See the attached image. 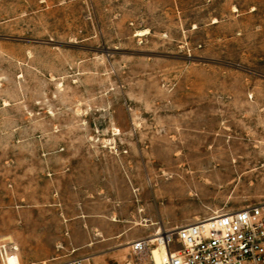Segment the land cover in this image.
<instances>
[{"label": "rangeland", "instance_id": "1", "mask_svg": "<svg viewBox=\"0 0 264 264\" xmlns=\"http://www.w3.org/2000/svg\"><path fill=\"white\" fill-rule=\"evenodd\" d=\"M259 202L264 0H0V264Z\"/></svg>", "mask_w": 264, "mask_h": 264}, {"label": "built area", "instance_id": "2", "mask_svg": "<svg viewBox=\"0 0 264 264\" xmlns=\"http://www.w3.org/2000/svg\"><path fill=\"white\" fill-rule=\"evenodd\" d=\"M163 229L156 238L131 242L126 264H264V202ZM56 264H91V260Z\"/></svg>", "mask_w": 264, "mask_h": 264}, {"label": "crops", "instance_id": "3", "mask_svg": "<svg viewBox=\"0 0 264 264\" xmlns=\"http://www.w3.org/2000/svg\"><path fill=\"white\" fill-rule=\"evenodd\" d=\"M255 204V203H254ZM251 205V204H250ZM248 206V205H247ZM244 207H246V206H244ZM244 207H241V208H244ZM241 208H239V209H241ZM236 210H238V209H236ZM234 211V210H233ZM228 212H230V211H228ZM217 213V212H216ZM219 213V212H218ZM222 213H224V212H222ZM162 216L164 217V218H167V217H170V218H172V217H174V219H176V221H177V224L174 226V227H172V228H175V227H179V226H183V225H187V224H191V223H195V222H197V221H199V220H202V219H205V218H208V217H211V216H213L212 214L211 215H209V216H207V217H205V218H202V219H196L194 222H187L185 219H184V215L182 214V212H175V213H173V214H167V213H163V214H160L159 212L156 214V213H154V214H151V216H150V218H148V219H145V221H149L148 223H150V224H156L155 226H158V227H163V228H165V224H164V222H163V220H162ZM156 231V230H155ZM101 232L103 233V234H106L107 236H110V239L109 240H114V239H118V240H120V238L121 237H123V233H122V230H121V228H113V227H110V226H107V225H103L102 227H101ZM141 238H143V237H141ZM132 238L131 237H129V236H126L125 237V241L123 242V244H127L126 242H128V241H130ZM139 239V238H138ZM137 240V239H136ZM134 241V240H133ZM133 241H131V242H133ZM126 250H128L129 252L126 254V257H121V255L120 254H118V253H120V251H113V252H110V253H108V256L107 257H109V259H112L111 261L113 262V263H109L108 261H106L105 263H103V264H126L127 263V261H128V256H129V254H130V250H129V248H127ZM77 259V258H76ZM91 261H92V258H89ZM107 259V258H106ZM47 260H49V257H44V258H42L41 259V261L43 262V261H47ZM42 262H40V263H42Z\"/></svg>", "mask_w": 264, "mask_h": 264}, {"label": "bare ground", "instance_id": "4", "mask_svg": "<svg viewBox=\"0 0 264 264\" xmlns=\"http://www.w3.org/2000/svg\"><path fill=\"white\" fill-rule=\"evenodd\" d=\"M140 34H142V33H140ZM215 214H220V213H214L213 215H215ZM149 221H143L141 224H138V226H142V227H148L149 225V223H148ZM155 224H151L150 226H154ZM163 227H158L157 228V230L154 232V234H152L151 235V237L150 238H156L157 236H158V234H160L159 232H163ZM158 231V233H156ZM129 245V244H128ZM128 245H127V247H128Z\"/></svg>", "mask_w": 264, "mask_h": 264}]
</instances>
